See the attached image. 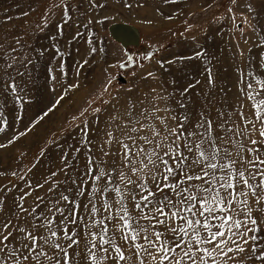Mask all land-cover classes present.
I'll return each mask as SVG.
<instances>
[{"label": "snow or ice", "instance_id": "snow-or-ice-1", "mask_svg": "<svg viewBox=\"0 0 264 264\" xmlns=\"http://www.w3.org/2000/svg\"><path fill=\"white\" fill-rule=\"evenodd\" d=\"M237 2L230 0L232 6ZM92 3L95 6V0ZM75 7L71 0H51L48 11L62 8V23H66L69 10ZM125 7L131 4L126 2ZM245 7L253 11L250 4ZM228 12L234 29L244 24L264 44V35L247 15L234 13L231 6ZM42 19L47 26V13ZM192 27L186 25V29ZM238 30L243 36L245 29ZM15 44L17 48L0 45V78L5 80L4 90L21 100L19 93L24 89L15 77L23 75L20 67L25 66L27 55H13L24 49L20 38H15ZM125 58L127 63L136 62L134 56L125 54ZM150 58L145 53L141 59ZM113 66L125 64L120 61ZM112 83L105 71L104 79L71 117L80 119L85 143H90L89 125L82 118L91 112L98 121V114L112 103ZM208 83H213L210 72ZM241 92L250 110L245 115L243 104L233 109L240 122L232 119L233 113L227 119L219 113V122H214L201 112L193 123L186 115L174 114L171 107L156 105L137 113L129 101L124 116L109 117L106 132L105 143H115L118 152L103 155L118 156L119 162L113 159L107 167L106 160L90 158L85 172L72 180L74 193L72 189L54 191L59 182L53 179L48 189L52 195L36 196L31 209L24 206L25 197L31 195L27 191L14 201L15 211L6 212L0 199V264H264V79L246 82ZM62 99H55L47 112ZM4 131L0 126V132ZM24 134H14L0 148ZM86 184L90 191L81 205Z\"/></svg>", "mask_w": 264, "mask_h": 264}, {"label": "rangeland", "instance_id": "rangeland-1", "mask_svg": "<svg viewBox=\"0 0 264 264\" xmlns=\"http://www.w3.org/2000/svg\"><path fill=\"white\" fill-rule=\"evenodd\" d=\"M215 1L95 0L94 6L92 0H71L76 7L69 10L70 19L62 23V8L48 11L51 0H0V45L17 48L15 38H20L24 49L13 55L19 58L26 54L32 61L29 64L25 60V66L20 67L23 75L15 77L24 89L19 93L21 100L4 90L5 80L0 78V126L5 127L0 132V143L25 133L0 148V199L4 210L15 211L14 201H19L25 191L31 193L24 199L29 209L36 196L50 197L48 189L53 179L59 182V189L54 191L72 189L74 193L72 180L85 172L90 158L106 160L107 167L113 159L119 162L118 156L103 155L105 151L118 152L115 143H105L106 132L109 117L124 116L129 101L136 105L137 113L152 105L171 107L174 114L186 115L193 123L201 112L214 122H219V113L227 119L240 104L248 115L250 105L241 88H246V82L264 79V44L246 25L238 23L234 29L228 8L233 7L234 13L243 12L264 35V0H238L235 6L230 0H220L215 14L195 32H186V25L192 21L188 20L190 15ZM126 2L131 7H125ZM246 4L251 5V13ZM46 13L49 21L44 26L42 17ZM115 22L134 26L139 32L138 42L125 46L114 39L108 27ZM240 28L245 29L243 36ZM93 47L96 52L91 51ZM196 52L201 55L195 56ZM145 53L151 58L142 60ZM125 54L134 56L136 62L127 63ZM120 61L125 66H113ZM105 71L113 81L112 103L98 114V121L91 112L82 118L89 125L90 143H85L80 119L72 121L71 117L78 114L83 101L104 79ZM73 83H78L79 89L69 87ZM59 97L63 99L57 108L47 112ZM41 116L43 119H39ZM232 119L240 122L238 114L233 113ZM53 172L55 177L51 176ZM38 183L43 187H36ZM84 188L81 205L87 201L90 185Z\"/></svg>", "mask_w": 264, "mask_h": 264}, {"label": "bare ground", "instance_id": "bare-ground-1", "mask_svg": "<svg viewBox=\"0 0 264 264\" xmlns=\"http://www.w3.org/2000/svg\"><path fill=\"white\" fill-rule=\"evenodd\" d=\"M219 3H220V0H216L213 5H210L209 7L205 8L204 10H202V11L199 10V11H197L195 13H192L190 15V17L188 18V20H192L190 24L193 27L191 29H187L186 32L193 33L196 30H198L201 27L202 22H204L206 20V18H208L209 16H211V15H213V14H215L217 12L218 9H217L216 6ZM125 24H127V23H125ZM127 25H129V26L132 27V28L130 27L129 30L127 29V32L130 33V34H132V36L135 39L138 40L139 39V32H138V30L134 26H132L130 24H127ZM129 45H132V44H129Z\"/></svg>", "mask_w": 264, "mask_h": 264}, {"label": "water", "instance_id": "water-1", "mask_svg": "<svg viewBox=\"0 0 264 264\" xmlns=\"http://www.w3.org/2000/svg\"><path fill=\"white\" fill-rule=\"evenodd\" d=\"M130 27L131 26L125 23L115 22L109 25L108 31L114 39L121 42L125 46L127 44H136L138 40L135 39L132 34L127 32V29L129 30ZM121 36H123L124 38L120 39Z\"/></svg>", "mask_w": 264, "mask_h": 264}]
</instances>
